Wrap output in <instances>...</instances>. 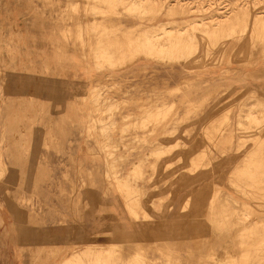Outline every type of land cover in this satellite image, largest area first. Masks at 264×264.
I'll list each match as a JSON object with an SVG mask.
<instances>
[{"label":"rangeland","instance_id":"1","mask_svg":"<svg viewBox=\"0 0 264 264\" xmlns=\"http://www.w3.org/2000/svg\"><path fill=\"white\" fill-rule=\"evenodd\" d=\"M159 2L164 63L127 1L0 0V264H264V0Z\"/></svg>","mask_w":264,"mask_h":264},{"label":"bare ground","instance_id":"2","mask_svg":"<svg viewBox=\"0 0 264 264\" xmlns=\"http://www.w3.org/2000/svg\"><path fill=\"white\" fill-rule=\"evenodd\" d=\"M110 1H112V0H110ZM121 1L122 2L127 1L128 3H130L132 5V7L136 8L139 12V15H137V16L140 17V23H139L138 27H136V29L138 31L137 38L135 40L129 39L127 41V43L124 42L122 45V47H125V49L127 48V52H132L133 46L136 45V48L134 49L135 53L141 51L144 53V55H147L150 58H153L155 62L164 63V62L169 61V60L178 59L179 56L184 54L186 49L192 47L191 41L193 39H195V37H193L191 35H186L185 33L183 34L182 30L179 31L178 28L181 25V23H176L175 20H171L168 23L171 26V31L170 30L168 31L165 24L160 23V24L156 25V24H153V22H152V20H155V18H157L156 19V21H157L158 18H160V16L162 14H164V12H165V16H168V17L173 16L175 14L173 7L164 8L163 3L159 2L160 0L159 1H157V0H121ZM145 15H149V16H151V18L145 19ZM109 21L112 22V20H109ZM146 21H148V23H146ZM184 23L186 24V21H184ZM222 23H224V22H222ZM193 25H195V24H193ZM120 26H121L120 22L118 23V21L115 20L114 23L108 24V26H106L105 32H107L108 30H121ZM190 26H189V28H190ZM181 28H183V27H181ZM216 28L217 27H215V29ZM202 29H200V30H202ZM192 33H194V32H192ZM100 43H102V41H100ZM193 46H194V44H193ZM100 47H102V46H100ZM117 48L119 49V47H117ZM193 49H196V48H193ZM193 49H192V51H193ZM108 50H110V49L108 48ZM122 50H124V49H122ZM94 51H96V50H94ZM112 51L113 50H111L110 52H112ZM127 52L124 53L122 51L121 52L113 51L112 53H109V54L114 55L117 53H124L122 55V56H124ZM73 56L74 57L72 59L71 64L76 59L80 60V63L82 62L81 59H79V57L77 55L73 54ZM94 56H95V53H94ZM85 58H86V56H85ZM142 58L143 57L141 55H139V56H136L134 58V60L140 61ZM97 62L98 61H96V63ZM20 81H22V79H20ZM46 89H47V85H46ZM115 247H116V245H115ZM85 255L89 257L88 259L91 260L92 264H147V263H142V262H140L136 259H133V258L126 259L121 254L117 253L114 249H112V251L110 253L107 251L105 252V251L100 250L99 254L95 255V256L92 255V251L90 249H86L85 251H82V252H75L71 258L66 259L62 264H72V263L84 264ZM0 260H2V259H0Z\"/></svg>","mask_w":264,"mask_h":264}]
</instances>
